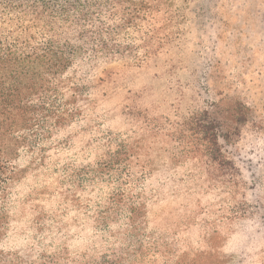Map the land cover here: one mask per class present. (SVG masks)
<instances>
[{
  "label": "trees",
  "instance_id": "16d2710c",
  "mask_svg": "<svg viewBox=\"0 0 264 264\" xmlns=\"http://www.w3.org/2000/svg\"><path fill=\"white\" fill-rule=\"evenodd\" d=\"M169 18L157 0H0V264H170L173 229L144 214L145 177L111 129L100 89L116 66L140 68L176 46ZM190 132L182 126L180 139ZM197 132L190 153L238 182L222 129ZM79 142L89 154L88 220L68 224L55 190L40 199L30 181L13 183L25 160L46 169ZM183 256L174 264H188Z\"/></svg>",
  "mask_w": 264,
  "mask_h": 264
},
{
  "label": "rangeland",
  "instance_id": "374dc122",
  "mask_svg": "<svg viewBox=\"0 0 264 264\" xmlns=\"http://www.w3.org/2000/svg\"><path fill=\"white\" fill-rule=\"evenodd\" d=\"M157 2L170 10L176 46L140 68L116 66L100 88L111 129L145 177L144 214L173 229L170 264L184 254L188 264H264V0ZM211 123L222 129L238 182L190 153L198 127ZM182 126L192 131L190 142L180 139ZM83 146L59 149L46 169L25 160L13 188L30 181L40 199L55 190L66 223L87 222Z\"/></svg>",
  "mask_w": 264,
  "mask_h": 264
}]
</instances>
